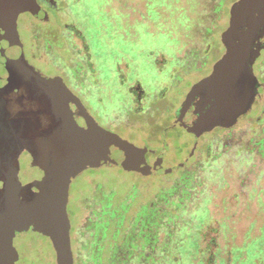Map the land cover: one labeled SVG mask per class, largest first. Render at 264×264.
<instances>
[{"label": "rangeland", "instance_id": "rangeland-1", "mask_svg": "<svg viewBox=\"0 0 264 264\" xmlns=\"http://www.w3.org/2000/svg\"><path fill=\"white\" fill-rule=\"evenodd\" d=\"M237 1L82 0L80 4L70 5L69 10L84 31L92 35L93 53L99 57L95 62L101 71L100 80L108 84L103 89H96L108 101L105 107L113 108L126 100L113 77L112 56L120 50L129 53L132 70L145 85H150L156 79V73L145 58L148 55H140L138 51H156L160 59L166 60L168 70L177 67L178 74L185 78L174 95L180 97L181 93L184 94L189 81H196L210 73L214 64L224 55L226 49L221 35L229 26L230 9ZM26 20L25 15L20 17L19 32L28 60L40 74L54 72L55 69L30 58L31 41L35 43L38 38L25 26ZM123 39L131 41L132 45H126ZM37 43L39 55L49 63L51 61L57 70L66 64L73 66L62 56L61 53L65 54V51L44 50L43 39ZM206 58L207 65L201 69ZM259 58L253 70L262 82L264 51ZM258 101L264 106V87ZM113 110L112 113L118 115V109ZM259 111L255 105L249 118L260 116ZM260 117L259 122L250 124L241 118L228 134L227 156L209 166L201 158L203 164L193 169L194 177L186 186L179 185L172 190L164 184L162 195L160 192L151 195L150 202L163 197L164 201L158 202H161L164 213L169 214L163 219L165 229L158 234L156 245H145L142 241L144 250L139 245L131 256L139 258V261L130 264H146L147 257H155L156 254L158 258L161 257V263L158 264H264V115ZM151 131L156 135L159 129L153 127ZM119 133L130 140L140 137V134L123 130ZM175 156L181 158L185 155L178 150ZM113 172L103 175L115 178L116 170ZM86 174L72 180V197L68 207V213L72 215L77 213L80 216L75 205L80 192L87 190ZM117 177L120 181L115 191L119 195L134 192L130 186L132 177L124 174ZM111 186L114 183L102 184L100 192H110ZM92 192L79 201L84 214L81 224L74 225L76 264H94L93 255L100 247L107 248L109 244L108 239L98 243L101 233L90 229L95 221H106L108 217L102 215V205L99 203L102 194L97 197L96 192ZM136 192L138 195L145 194L143 189ZM117 211L121 214L122 208L118 207ZM12 236L19 253L17 264H57L46 225L34 217L30 210L22 209ZM122 238L123 232L119 234L115 246L119 254L126 245ZM153 246L156 248L154 252L150 250ZM104 253L107 255V249ZM212 254L214 259L210 260ZM191 258L195 259L192 263L189 262Z\"/></svg>", "mask_w": 264, "mask_h": 264}, {"label": "water", "instance_id": "water-1", "mask_svg": "<svg viewBox=\"0 0 264 264\" xmlns=\"http://www.w3.org/2000/svg\"><path fill=\"white\" fill-rule=\"evenodd\" d=\"M38 10L34 0H0V264L19 259L12 230L22 209L46 225L57 264H74L71 180L109 161L112 150V162L126 170L135 168L130 167L131 156L143 152L89 116L88 127H80L69 106L76 97L60 78L48 79L28 62L17 16ZM263 39L264 0L235 2L221 35L224 55L210 75L193 85L181 108L184 112L195 106L199 134L231 128L250 110L258 95L253 67Z\"/></svg>", "mask_w": 264, "mask_h": 264}, {"label": "flooded vegetation", "instance_id": "flooded-vegetation-1", "mask_svg": "<svg viewBox=\"0 0 264 264\" xmlns=\"http://www.w3.org/2000/svg\"><path fill=\"white\" fill-rule=\"evenodd\" d=\"M34 1L39 10L35 14L31 11L20 12L18 14V32L20 17L25 15L27 19L25 26L31 34L36 35L38 38L37 42L43 39V49L46 51H57L56 49L60 52L65 51V54L61 53L66 59L65 61L73 63V66L66 64L57 70L51 61L49 63L39 55L40 47L38 43L31 41L30 58L45 64V67L49 66L56 70L47 74L41 73V75L48 79L60 78L68 90L76 97L77 100L70 101L69 106L80 127H88L89 124L86 116H89L101 128L117 134L124 141L143 150L142 153L133 155L130 158L133 159L130 167L135 168L126 170L121 165L112 162V160L116 159V150H112L109 161L99 167L88 168L75 177L78 178L80 175L87 173L85 176L87 190L80 192L75 205L80 211V216H77V213L73 215L70 212L68 213L71 223L70 236L74 264H76L73 235L75 230L74 225L81 224L84 214L83 207L79 204V201L83 196L90 195L92 191L96 192L97 197L102 194L99 202L102 205V215H107L108 217L106 221H95V225H91L90 229L96 231L98 234L101 233V236L98 237V243L107 241V239L109 241L107 248L102 246L93 255L94 264H130L132 261H139V258L134 256L131 258L132 253L137 250L139 245L144 250L145 247L141 243L142 241H144L145 245H156L158 243L157 236L165 229L163 219L165 215H169L165 214L161 208V202L164 201L163 197H157L158 201L161 202H150L151 195L157 192H160V195H162L164 184L169 185L172 190L177 189L179 185L186 186L194 177L195 171L193 169L203 164L200 161L201 158H204L206 164L209 166L212 162L215 163L226 157L229 132L238 125V122L231 128L217 127L210 132L199 134L195 126L197 118L195 106L192 105L184 112L181 111V108L193 85L210 75L214 66L210 73L202 75L196 81H189L188 90L184 94L181 93L180 97H176L174 94L181 86V81L185 80V78L178 74L177 67H171L168 70L166 60L160 59L157 52L151 50L138 51L140 55L142 53L144 56L148 55L145 58L150 61L155 70L156 79L150 85H145L140 76L133 72L132 58L128 52L120 50L113 54V77L116 79L115 84L118 85L119 92L126 97V100L113 107L118 109V115L112 113L115 110L112 107L106 108L108 101L104 97V94L96 91L98 88H105L108 84L100 80L101 71L97 68L95 62L99 60V57H96L93 53L91 46L92 35L89 36L84 31L83 27L69 10L70 5L80 4L82 0ZM123 41L128 46L132 45L131 41L129 42L127 39H123ZM21 43L28 60L22 39ZM262 43L264 45V39ZM134 45L137 47L136 44ZM263 51L264 49L261 55ZM28 62L31 64L29 60ZM206 65L207 58L203 61L201 69ZM258 85V95L253 105L245 115L239 118V120L242 118L244 119L243 121H247L249 124L254 121L256 123L259 122L261 120L260 116L264 115V106L260 105L258 101V96L264 87V80L261 82L258 79ZM198 100L199 98L196 99V102ZM79 105L83 108L79 107ZM255 105L260 109V116H252L253 118L250 119V113ZM153 127L159 129L158 134L154 135L151 131ZM122 130L135 135L140 134V137L138 140L135 138L133 140L126 139L119 133ZM178 150L185 156L177 158L175 154ZM147 166L154 170L151 172L148 168L143 169ZM114 170H116V179L103 175ZM123 174L132 177L130 186L134 192L119 195L115 191L116 184L120 181L117 176ZM109 183H114V186H111L110 192L106 194L102 193V191L100 192V186ZM71 184L68 207L72 197ZM139 189H143L145 194H136V190L138 191ZM118 207L122 208L121 214H118ZM132 207L134 208L131 209ZM121 232H123L122 240H124L126 245L124 246V251L119 254L115 246ZM126 233H128L127 236ZM152 240L155 242L152 243ZM214 243L217 245L215 241ZM106 249L107 255L104 253ZM150 250L154 252L156 250L155 246L150 248ZM160 258L157 257V254L155 257L149 255L146 264L161 263ZM213 259L214 254H212L210 260ZM194 261V258L189 259L191 263Z\"/></svg>", "mask_w": 264, "mask_h": 264}]
</instances>
